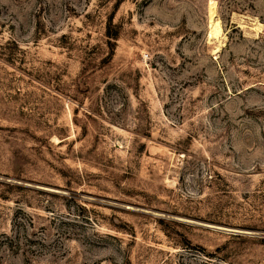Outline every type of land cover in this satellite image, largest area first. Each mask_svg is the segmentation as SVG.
Here are the masks:
<instances>
[{"label":"rangeland","instance_id":"obj_1","mask_svg":"<svg viewBox=\"0 0 264 264\" xmlns=\"http://www.w3.org/2000/svg\"><path fill=\"white\" fill-rule=\"evenodd\" d=\"M0 264H264V0H0Z\"/></svg>","mask_w":264,"mask_h":264},{"label":"bare ground","instance_id":"obj_2","mask_svg":"<svg viewBox=\"0 0 264 264\" xmlns=\"http://www.w3.org/2000/svg\"><path fill=\"white\" fill-rule=\"evenodd\" d=\"M214 6V5H213ZM212 7V6H211ZM210 7V8H211ZM209 8V9H210ZM212 10V9H211ZM210 10V23H211V30H210V34L211 35H214V37H216L215 35H217L219 32H220V28H219V25H218V22L217 21H215L214 19H213V10L211 11ZM257 27V26H256ZM210 29V28H209ZM218 36V35H217Z\"/></svg>","mask_w":264,"mask_h":264},{"label":"trees","instance_id":"obj_3","mask_svg":"<svg viewBox=\"0 0 264 264\" xmlns=\"http://www.w3.org/2000/svg\"><path fill=\"white\" fill-rule=\"evenodd\" d=\"M109 35V34H108ZM111 38H116V35H112V36H110Z\"/></svg>","mask_w":264,"mask_h":264}]
</instances>
